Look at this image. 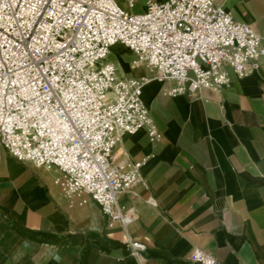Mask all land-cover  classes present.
<instances>
[{
	"label": "built area",
	"instance_id": "obj_1",
	"mask_svg": "<svg viewBox=\"0 0 264 264\" xmlns=\"http://www.w3.org/2000/svg\"><path fill=\"white\" fill-rule=\"evenodd\" d=\"M0 0L1 148L39 167H58L57 183L87 193L113 221L136 218L120 195L141 180L142 160L116 152L126 134L161 136L144 87L174 81L170 96L221 90L261 66L264 33L235 19L218 0ZM145 1L143 12L132 9ZM122 44L154 76L123 77L109 59ZM140 261L147 245L128 238ZM220 264L207 250L190 256Z\"/></svg>",
	"mask_w": 264,
	"mask_h": 264
},
{
	"label": "crops",
	"instance_id": "obj_2",
	"mask_svg": "<svg viewBox=\"0 0 264 264\" xmlns=\"http://www.w3.org/2000/svg\"><path fill=\"white\" fill-rule=\"evenodd\" d=\"M218 3L264 33V0ZM109 59L120 76H154L135 67L138 56L122 44ZM227 71L229 84L196 96L167 94L174 81L144 87L161 136L142 129L116 148L143 161L140 182L119 198L122 209L136 211L126 226L89 194L67 196L58 167L1 148L0 264H198L190 258L196 248L220 264H264V55L250 75ZM128 238L147 245L145 259L130 253Z\"/></svg>",
	"mask_w": 264,
	"mask_h": 264
},
{
	"label": "rangeland",
	"instance_id": "obj_3",
	"mask_svg": "<svg viewBox=\"0 0 264 264\" xmlns=\"http://www.w3.org/2000/svg\"><path fill=\"white\" fill-rule=\"evenodd\" d=\"M117 56V55H116Z\"/></svg>",
	"mask_w": 264,
	"mask_h": 264
}]
</instances>
